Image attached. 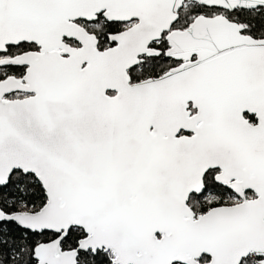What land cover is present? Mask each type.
<instances>
[{"label":"snow or ice","instance_id":"6c2138e0","mask_svg":"<svg viewBox=\"0 0 264 264\" xmlns=\"http://www.w3.org/2000/svg\"><path fill=\"white\" fill-rule=\"evenodd\" d=\"M0 264H264V0H0Z\"/></svg>","mask_w":264,"mask_h":264}]
</instances>
